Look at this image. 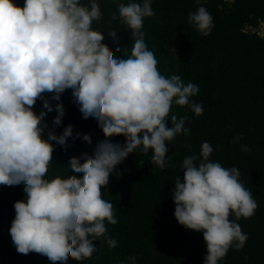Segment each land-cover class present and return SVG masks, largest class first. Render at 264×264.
<instances>
[{
  "label": "clouds",
  "instance_id": "9594fccd",
  "mask_svg": "<svg viewBox=\"0 0 264 264\" xmlns=\"http://www.w3.org/2000/svg\"><path fill=\"white\" fill-rule=\"evenodd\" d=\"M118 12L134 41L127 58L115 57L103 42L104 33L92 27L102 19L96 0L90 6L80 0H25L22 6L0 0V185L24 186L26 199L15 202L9 230L20 254L35 252L53 264H68L69 257L91 258L97 251L93 241L103 238L110 248L116 247L117 241L107 236L105 221H118L101 190L109 184L110 174L140 148L145 153L151 149L152 163L166 167V141L177 134L190 135L187 117L170 116L173 103L203 114L202 103L189 99L198 86L185 84L179 75H161L145 43L141 29L143 18L155 14L151 0L143 5L120 3ZM188 18L203 35L210 34L213 18L205 7ZM112 19H117L115 13ZM109 34L119 42L115 30ZM68 89L83 117L96 119L105 139L96 144L93 155L85 152L70 158V171L82 176L48 179L56 145L67 151L69 137L92 144L91 134L74 135L71 123L62 133L53 128L44 135L49 129L45 117L53 110L57 113L53 126L62 125L65 106L59 101ZM38 100L43 101L39 114L34 111ZM114 135H124L126 142H113ZM242 150L250 151L247 146ZM212 152L204 142L199 156L183 159V182L177 176L172 193L179 224L203 231L205 264H218L233 245L244 246L248 237L236 220L250 218L258 207L240 181V171L210 161ZM232 214L236 220L229 219ZM129 259L135 264L136 257Z\"/></svg>",
  "mask_w": 264,
  "mask_h": 264
},
{
  "label": "trees",
  "instance_id": "16d2710c",
  "mask_svg": "<svg viewBox=\"0 0 264 264\" xmlns=\"http://www.w3.org/2000/svg\"><path fill=\"white\" fill-rule=\"evenodd\" d=\"M24 2L15 0L21 6ZM80 2L90 6L91 0ZM96 2L102 19L94 21L92 27L104 33L103 42L115 57L127 58L134 41L131 30L119 18L118 5L130 2L143 5L144 0ZM200 6L213 18L214 26L207 36L188 18ZM151 7L155 14L143 18L141 30L148 49L158 61L159 72L166 78L179 75L185 84H196L198 93L189 99L202 103L204 111L197 116L189 106L173 103L170 116L187 117L185 127L190 129V135L177 134L171 142L166 141L165 168L152 163L151 149L145 153L142 148L116 166L109 184L101 190L103 198L113 204L118 221L116 224L105 221L107 236L115 239L117 245L110 248L103 238L93 241L97 251L86 260L88 264H132L129 258L134 256L135 264H205L207 245L203 231L179 224L172 193L176 177L180 176L183 182V159L193 154L199 156L202 144L208 142L213 147L209 160L225 168L236 167L240 181L258 205L250 218L236 220L234 214L230 215L229 219L240 224L248 239L240 249L233 245L218 264H264V36L247 28L264 21V0H151ZM114 13L116 20L112 19ZM110 30L116 31L118 43L113 42ZM117 47L121 52H116ZM59 102L65 106L63 123L53 126L57 113L55 110L48 113L44 121L49 125L45 137L53 128L57 134L62 133L71 123L74 135L91 134V145L94 137L105 139L96 119L83 117L71 89L62 93ZM42 110L43 101L38 100L34 111L39 114ZM170 116L168 127L172 126ZM110 139L122 145L126 142L124 135ZM68 144L67 151L55 146L46 178L83 175L71 172L68 165L72 156L82 157L87 152L85 141L82 137L75 140L69 137ZM242 146L250 151H243ZM24 199L23 185H0V264H53L35 252L18 253L12 242L9 230L16 214L14 204ZM68 264H77V260L69 257Z\"/></svg>",
  "mask_w": 264,
  "mask_h": 264
},
{
  "label": "rangeland",
  "instance_id": "374dc122",
  "mask_svg": "<svg viewBox=\"0 0 264 264\" xmlns=\"http://www.w3.org/2000/svg\"><path fill=\"white\" fill-rule=\"evenodd\" d=\"M261 23V22H260ZM259 23V24H260ZM258 24V25H259ZM257 25V26H258ZM251 27H253L252 25H248L247 26V28H251ZM261 31L262 32H264V25L262 26V28H261ZM176 51V49H175V47L173 46V51ZM94 132L95 133H97V131H95L94 130ZM102 139H101V137H94V144L93 145H89L86 141H85V144H86V149H87V152L89 153V155H93L94 154V148H95V146H96V144L99 142V141H101ZM10 222L8 223V226H10ZM6 233V232H5ZM77 264H88V261L87 260H84V261H77Z\"/></svg>",
  "mask_w": 264,
  "mask_h": 264
},
{
  "label": "built area",
  "instance_id": "2783aa9c",
  "mask_svg": "<svg viewBox=\"0 0 264 264\" xmlns=\"http://www.w3.org/2000/svg\"><path fill=\"white\" fill-rule=\"evenodd\" d=\"M264 25V21H261V23L256 27H251L253 30H256L260 35L264 36V32L261 31L262 26Z\"/></svg>",
  "mask_w": 264,
  "mask_h": 264
}]
</instances>
